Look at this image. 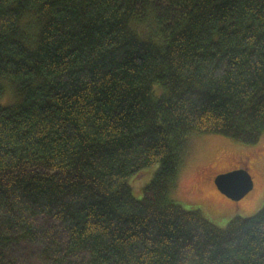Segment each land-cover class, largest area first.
Returning a JSON list of instances; mask_svg holds the SVG:
<instances>
[{
  "label": "trees",
  "instance_id": "trees-1",
  "mask_svg": "<svg viewBox=\"0 0 264 264\" xmlns=\"http://www.w3.org/2000/svg\"><path fill=\"white\" fill-rule=\"evenodd\" d=\"M263 133L264 0H0V264H264V201L173 195L191 134Z\"/></svg>",
  "mask_w": 264,
  "mask_h": 264
},
{
  "label": "rangeland",
  "instance_id": "rangeland-1",
  "mask_svg": "<svg viewBox=\"0 0 264 264\" xmlns=\"http://www.w3.org/2000/svg\"><path fill=\"white\" fill-rule=\"evenodd\" d=\"M188 146L173 193L183 207L199 209L219 227H225L236 215L247 217L261 207L264 201V133L255 145H242L219 134H191ZM239 167L248 170L254 186L242 199L234 201L219 192L213 178ZM148 178L146 172L132 181L136 194L141 192Z\"/></svg>",
  "mask_w": 264,
  "mask_h": 264
},
{
  "label": "water",
  "instance_id": "water-1",
  "mask_svg": "<svg viewBox=\"0 0 264 264\" xmlns=\"http://www.w3.org/2000/svg\"><path fill=\"white\" fill-rule=\"evenodd\" d=\"M214 183L220 193L234 201L242 199L254 186L251 174L242 167L218 174Z\"/></svg>",
  "mask_w": 264,
  "mask_h": 264
},
{
  "label": "flooded vegetation",
  "instance_id": "flooded-vegetation-1",
  "mask_svg": "<svg viewBox=\"0 0 264 264\" xmlns=\"http://www.w3.org/2000/svg\"><path fill=\"white\" fill-rule=\"evenodd\" d=\"M214 179H215V176H214V178H213V181H214ZM224 196V195H223ZM224 197H226V196H224ZM227 198V197H226Z\"/></svg>",
  "mask_w": 264,
  "mask_h": 264
}]
</instances>
